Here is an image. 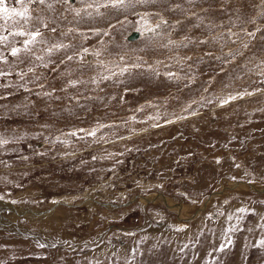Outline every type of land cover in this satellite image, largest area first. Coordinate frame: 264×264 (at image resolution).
Wrapping results in <instances>:
<instances>
[{"label": "rangeland", "instance_id": "374dc122", "mask_svg": "<svg viewBox=\"0 0 264 264\" xmlns=\"http://www.w3.org/2000/svg\"><path fill=\"white\" fill-rule=\"evenodd\" d=\"M113 3L4 0L0 264H264V0Z\"/></svg>", "mask_w": 264, "mask_h": 264}, {"label": "snow or ice", "instance_id": "6c2138e0", "mask_svg": "<svg viewBox=\"0 0 264 264\" xmlns=\"http://www.w3.org/2000/svg\"><path fill=\"white\" fill-rule=\"evenodd\" d=\"M42 2V0H41ZM124 0H114V3L112 6H118L119 4H123ZM0 14H3L6 18L10 16V11L8 8L4 7V0H0ZM11 14L14 15H21L23 16L24 13H16L15 10H11ZM19 35H23V33H18ZM33 39H35V36H33ZM19 49H13L12 50V55H16L18 53ZM243 211V210H242ZM262 244H264V241H262Z\"/></svg>", "mask_w": 264, "mask_h": 264}, {"label": "water", "instance_id": "95a60500", "mask_svg": "<svg viewBox=\"0 0 264 264\" xmlns=\"http://www.w3.org/2000/svg\"><path fill=\"white\" fill-rule=\"evenodd\" d=\"M139 37V32H133V33H131L129 36H128V39L129 40H135V39H137Z\"/></svg>", "mask_w": 264, "mask_h": 264}]
</instances>
